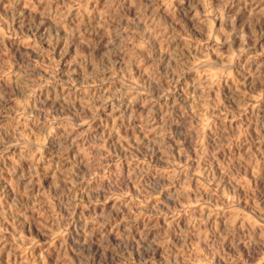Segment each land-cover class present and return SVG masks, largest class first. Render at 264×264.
Returning a JSON list of instances; mask_svg holds the SVG:
<instances>
[{
  "label": "rangeland",
  "instance_id": "obj_1",
  "mask_svg": "<svg viewBox=\"0 0 264 264\" xmlns=\"http://www.w3.org/2000/svg\"><path fill=\"white\" fill-rule=\"evenodd\" d=\"M0 264H264V0H0Z\"/></svg>",
  "mask_w": 264,
  "mask_h": 264
}]
</instances>
